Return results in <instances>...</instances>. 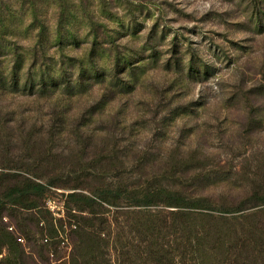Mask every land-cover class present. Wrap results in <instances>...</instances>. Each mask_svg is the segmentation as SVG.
<instances>
[{
	"label": "rangeland",
	"instance_id": "374dc122",
	"mask_svg": "<svg viewBox=\"0 0 264 264\" xmlns=\"http://www.w3.org/2000/svg\"><path fill=\"white\" fill-rule=\"evenodd\" d=\"M0 264H264V0H0Z\"/></svg>",
	"mask_w": 264,
	"mask_h": 264
},
{
	"label": "trees",
	"instance_id": "16d2710c",
	"mask_svg": "<svg viewBox=\"0 0 264 264\" xmlns=\"http://www.w3.org/2000/svg\"><path fill=\"white\" fill-rule=\"evenodd\" d=\"M14 72V74H15V70L13 71ZM150 196H144V198H149ZM180 199V198H179Z\"/></svg>",
	"mask_w": 264,
	"mask_h": 264
}]
</instances>
